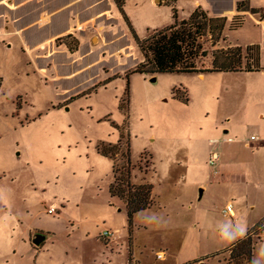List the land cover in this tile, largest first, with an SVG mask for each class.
Instances as JSON below:
<instances>
[{
  "label": "rangeland",
  "instance_id": "1",
  "mask_svg": "<svg viewBox=\"0 0 264 264\" xmlns=\"http://www.w3.org/2000/svg\"><path fill=\"white\" fill-rule=\"evenodd\" d=\"M194 1L180 0L178 9L187 13ZM167 3L126 0L138 37L173 24L175 4ZM248 28L230 39L251 41ZM221 43L206 45L199 69L211 68L212 51L227 48ZM141 61L113 0H0V264H129L130 246L131 264H249L232 252L238 241L220 244L216 232L229 201L248 228L264 214L263 157L246 147L252 136L262 140L263 78L126 76ZM121 131L132 182L155 188L150 210L134 217L131 245L126 205L109 194L112 161L97 151L99 142L117 144ZM223 138L232 141L218 146L222 161L254 159L253 174L202 198L207 144ZM152 214L163 228L143 222ZM108 232L112 241L102 238ZM253 232L252 258L264 222ZM37 234L45 239L34 249Z\"/></svg>",
  "mask_w": 264,
  "mask_h": 264
},
{
  "label": "trees",
  "instance_id": "2",
  "mask_svg": "<svg viewBox=\"0 0 264 264\" xmlns=\"http://www.w3.org/2000/svg\"><path fill=\"white\" fill-rule=\"evenodd\" d=\"M113 2L123 22L129 28L134 43L142 55V61L136 65L134 71L128 72L126 76L130 74L157 76L161 74L197 75L204 73L264 71L260 66V48L258 46L249 47L246 56H244L240 47L215 49L211 53V68L208 70L199 69L201 61L208 56L206 45L210 44L214 49L220 42L226 41L223 35L229 24L227 18L210 17L199 7L187 20L180 21L177 11L173 8L174 22L171 26L155 31L145 38H140L124 11L126 0H113ZM237 11L239 13L250 12L253 15L260 14L264 16V12L261 10L250 7L249 0L239 2ZM244 22V16H235L228 26L229 30H238L243 26ZM66 38L70 39V36ZM60 41L62 40H57V42ZM244 61H246L245 64ZM113 80L114 78H109L103 81L99 86L93 87L90 90L91 93L96 92L100 86L108 85ZM175 94L176 98H181L179 92ZM184 100L188 102L187 97H184ZM97 151L101 156L112 161L113 182L109 187V194L111 198H117L126 205L129 245H131L134 217L139 213L150 210L152 207L154 186L146 182L140 185L132 182L131 145L129 137L126 138L124 132L121 131L120 140L117 144L99 142ZM253 236L254 232L250 233L247 239L238 241L234 245L232 252L239 251L241 256H246L250 262L253 255L251 239ZM130 247L129 264H131Z\"/></svg>",
  "mask_w": 264,
  "mask_h": 264
},
{
  "label": "crops",
  "instance_id": "3",
  "mask_svg": "<svg viewBox=\"0 0 264 264\" xmlns=\"http://www.w3.org/2000/svg\"><path fill=\"white\" fill-rule=\"evenodd\" d=\"M172 1L174 2L175 5L172 6L171 9L175 8L180 21L187 20L192 15V13L199 7L203 11H205L210 17L227 18L229 24L235 16H238V15L244 16L245 22H244L243 26L241 28H239L238 30L230 31L229 27H228L229 24H228L227 28L224 31V35H223V38H225L226 41L225 42L223 41L221 43L222 47H220V48H223V45H225L227 47H240L243 51L244 56H246L247 49L249 47L258 46L260 48V66L264 70V16H261L260 14L253 15L250 12L239 13L237 11V5L239 2H242L244 0H195L193 7L190 9V11H187V13H185V11H183V10L181 11L178 9L180 0H172ZM154 2L156 4H162V3L168 4L167 3L168 0H154ZM249 4H250V7L252 9H257V10H261L262 12H264V0H249ZM172 20H173V18H172ZM171 25L172 24H170L169 26H171ZM169 26H167V27H169ZM247 26L249 27L248 30L252 31L253 35H254L253 36L254 38L251 41H248V42L242 44L240 42V40H238V39H236V40L230 39L231 33H238L240 31H242L244 28H246ZM245 63H246V61H244V64ZM207 74H226V75L231 74V75L261 76L264 80V71H260V72H236V73H204V74H197V75H199L200 77L203 78ZM263 95H264V91H263ZM187 97H188V93H187ZM188 101H189V99H188ZM263 109H264V105H263ZM258 118L261 121L259 129L261 131V135H262L261 139L262 140H259V142H251L250 140H248L246 142V147L247 148H253V149H255V151L257 153H260L262 155V157H263L262 169H263V174H264V111L262 113L258 114ZM227 122L230 123V119L227 120ZM223 132L225 135H228L229 133L232 132V128L227 127V128H225V130ZM252 137H254V136H252ZM211 141H217L215 150L218 151V146L221 143H228V142L232 141V139L223 138L222 140H219V139L210 140L207 144V146H208L207 160L209 157V152L211 150V147L209 145V143ZM255 144H257L256 147L254 146ZM218 153L220 155V152H218ZM254 156H256L255 153H253V157ZM244 158H245L244 156L241 157L240 155H234L233 157L230 158L232 163L229 164V163L223 162L221 155H220V161H219V164L217 167L219 170V174H217V175H215L212 168H210L208 166L207 160H206V166L210 170V176H209L210 181H208L207 184L203 186L202 198L204 197L208 188L213 187V185H215V184L221 185L223 183H230L232 181L239 180L238 178H240L242 180L244 178H250V176L253 174V168H255L256 164H255L254 159H244ZM263 181H264V177H263ZM261 187H262L261 190L264 191V183ZM153 194H155V188L153 190ZM228 203L233 204L232 201H229ZM233 206H234V204H233ZM250 209L254 210L255 205H251ZM228 218L236 220L235 209H234V216L228 217ZM262 221H264V214L262 215L261 219L258 222L253 223L248 228V231H249V229H251L255 225L260 224ZM116 232H118V231H116ZM115 234L113 233V236ZM31 237H32V235H31ZM111 239L112 238H110L108 240H111ZM31 245L34 249L41 248V246H42V245H40V246H37L38 248H36L33 246L34 244L32 241H31Z\"/></svg>",
  "mask_w": 264,
  "mask_h": 264
},
{
  "label": "clouds",
  "instance_id": "4",
  "mask_svg": "<svg viewBox=\"0 0 264 264\" xmlns=\"http://www.w3.org/2000/svg\"><path fill=\"white\" fill-rule=\"evenodd\" d=\"M143 222L150 226L163 228L157 214L147 216ZM247 238L248 225L244 219L233 220L226 217L216 232L217 242L225 245H234L237 241ZM249 264H264V244L261 245Z\"/></svg>",
  "mask_w": 264,
  "mask_h": 264
},
{
  "label": "built area",
  "instance_id": "5",
  "mask_svg": "<svg viewBox=\"0 0 264 264\" xmlns=\"http://www.w3.org/2000/svg\"><path fill=\"white\" fill-rule=\"evenodd\" d=\"M257 139L255 137H252L250 139L251 142H255ZM216 144H217V141H211L209 143L210 147H211V150L209 152V157H208V160H207V164L210 168H212L213 172L215 175L219 174V170H218V164H219V161H220V155L218 153L216 149ZM47 214L49 215H55L56 214V211L54 209H48L47 210ZM223 216L226 218L228 217H233L234 216V206L232 203H228L223 212H222ZM113 236V233L111 232H108L106 233L103 238L105 239H110L111 237ZM158 259H163V254H159L158 256Z\"/></svg>",
  "mask_w": 264,
  "mask_h": 264
},
{
  "label": "water",
  "instance_id": "6",
  "mask_svg": "<svg viewBox=\"0 0 264 264\" xmlns=\"http://www.w3.org/2000/svg\"><path fill=\"white\" fill-rule=\"evenodd\" d=\"M45 237L41 234H37L35 238L33 239V244L35 246H40L42 242L44 241Z\"/></svg>",
  "mask_w": 264,
  "mask_h": 264
}]
</instances>
